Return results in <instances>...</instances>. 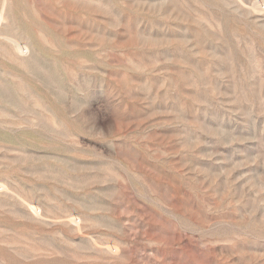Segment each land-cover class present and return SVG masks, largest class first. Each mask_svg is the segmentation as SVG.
Listing matches in <instances>:
<instances>
[{"label": "rangeland", "instance_id": "1", "mask_svg": "<svg viewBox=\"0 0 264 264\" xmlns=\"http://www.w3.org/2000/svg\"><path fill=\"white\" fill-rule=\"evenodd\" d=\"M0 264H264V0H0Z\"/></svg>", "mask_w": 264, "mask_h": 264}]
</instances>
